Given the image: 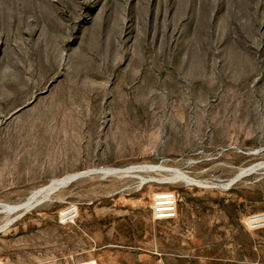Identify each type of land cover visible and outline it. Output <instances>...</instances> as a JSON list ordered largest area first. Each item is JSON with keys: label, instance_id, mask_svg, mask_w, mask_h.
I'll return each instance as SVG.
<instances>
[{"label": "rangeland", "instance_id": "374dc122", "mask_svg": "<svg viewBox=\"0 0 264 264\" xmlns=\"http://www.w3.org/2000/svg\"><path fill=\"white\" fill-rule=\"evenodd\" d=\"M89 261L264 264V0H0V264Z\"/></svg>", "mask_w": 264, "mask_h": 264}, {"label": "built area", "instance_id": "2783aa9c", "mask_svg": "<svg viewBox=\"0 0 264 264\" xmlns=\"http://www.w3.org/2000/svg\"><path fill=\"white\" fill-rule=\"evenodd\" d=\"M167 194V203H162V193H158L152 199L149 207L154 220L170 219L176 216L177 212V199L174 193L164 192ZM80 264H96L95 262H83Z\"/></svg>", "mask_w": 264, "mask_h": 264}]
</instances>
